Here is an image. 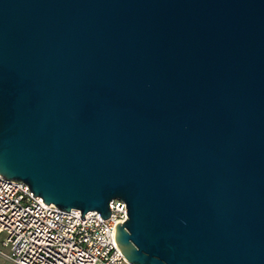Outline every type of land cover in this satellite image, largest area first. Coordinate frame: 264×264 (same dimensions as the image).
<instances>
[{
	"label": "water",
	"instance_id": "water-1",
	"mask_svg": "<svg viewBox=\"0 0 264 264\" xmlns=\"http://www.w3.org/2000/svg\"><path fill=\"white\" fill-rule=\"evenodd\" d=\"M0 176L122 200L128 264H264V0H0Z\"/></svg>",
	"mask_w": 264,
	"mask_h": 264
},
{
	"label": "built area",
	"instance_id": "built-area-1",
	"mask_svg": "<svg viewBox=\"0 0 264 264\" xmlns=\"http://www.w3.org/2000/svg\"><path fill=\"white\" fill-rule=\"evenodd\" d=\"M110 215L46 204L20 181L0 176V259L11 264H124L115 227L126 220L120 199Z\"/></svg>",
	"mask_w": 264,
	"mask_h": 264
},
{
	"label": "rangeland",
	"instance_id": "rangeland-1",
	"mask_svg": "<svg viewBox=\"0 0 264 264\" xmlns=\"http://www.w3.org/2000/svg\"><path fill=\"white\" fill-rule=\"evenodd\" d=\"M0 264H11L3 259H0ZM124 264H128V263H124Z\"/></svg>",
	"mask_w": 264,
	"mask_h": 264
}]
</instances>
